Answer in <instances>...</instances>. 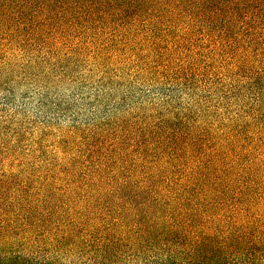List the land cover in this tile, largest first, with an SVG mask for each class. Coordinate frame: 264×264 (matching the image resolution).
I'll use <instances>...</instances> for the list:
<instances>
[{
  "label": "trees",
  "instance_id": "1",
  "mask_svg": "<svg viewBox=\"0 0 264 264\" xmlns=\"http://www.w3.org/2000/svg\"><path fill=\"white\" fill-rule=\"evenodd\" d=\"M25 54H84L156 81L196 84L219 72L223 91L250 94L232 113L204 108V173L130 170L152 157L172 166L195 151L197 125L183 133L181 112L120 121L123 135L109 148L86 142L82 153H103L100 165L84 205L60 224L36 210L49 193L1 175L0 264H59L57 254L74 249L96 264H264V169L242 174L222 154L264 153V0H0V73ZM121 153H137L130 167ZM67 191L75 200L77 190Z\"/></svg>",
  "mask_w": 264,
  "mask_h": 264
},
{
  "label": "rangeland",
  "instance_id": "2",
  "mask_svg": "<svg viewBox=\"0 0 264 264\" xmlns=\"http://www.w3.org/2000/svg\"><path fill=\"white\" fill-rule=\"evenodd\" d=\"M197 44L204 51V42ZM28 55L14 59L11 68L0 73V176L12 171V187L26 183L29 188L49 193V203L36 210L52 212L48 218L52 226L63 223L84 205L86 196L81 195L90 189L88 181L100 165L97 155L103 154L82 153L86 142L109 148L117 144L116 136L123 135L118 131L120 121L135 122L136 115L157 120L158 111L181 112L187 114L182 119L186 127L181 129L183 133L197 125L194 136L198 146L194 152L183 154V159L172 166L152 157L145 169L130 167L137 153H121L127 156L123 165L140 175L145 170L167 169L184 174L191 168L204 173L200 166L204 169V160L209 158L204 153V108L226 106L232 113L248 102L250 94L246 89L235 94L223 91L219 72L203 75L196 84L176 79L156 81L158 78L129 68L116 72L102 69L84 54L43 59ZM205 81L211 84L204 86ZM222 154L242 174L264 169V153ZM135 162L141 164L140 160ZM109 169H104L101 178L106 179ZM262 174L264 177V170ZM101 185L108 189L106 182ZM68 189L77 190L75 200L70 202L64 196ZM90 255L74 249L59 252L57 260L59 264H96ZM109 264L127 263L120 258Z\"/></svg>",
  "mask_w": 264,
  "mask_h": 264
}]
</instances>
